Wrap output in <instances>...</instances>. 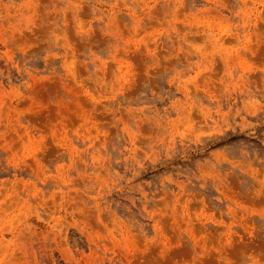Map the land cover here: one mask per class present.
Returning <instances> with one entry per match:
<instances>
[{"label":"rangeland","instance_id":"rangeland-1","mask_svg":"<svg viewBox=\"0 0 264 264\" xmlns=\"http://www.w3.org/2000/svg\"><path fill=\"white\" fill-rule=\"evenodd\" d=\"M0 264H264V0H0Z\"/></svg>","mask_w":264,"mask_h":264}]
</instances>
